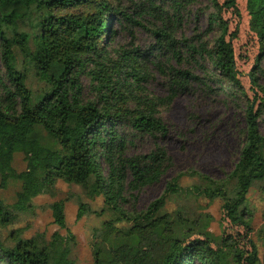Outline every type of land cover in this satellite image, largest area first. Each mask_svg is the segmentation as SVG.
<instances>
[{
    "label": "trees",
    "instance_id": "1",
    "mask_svg": "<svg viewBox=\"0 0 264 264\" xmlns=\"http://www.w3.org/2000/svg\"><path fill=\"white\" fill-rule=\"evenodd\" d=\"M133 4L131 11L122 0H0L5 69L0 77V186L14 188L13 202L0 197V228L16 223L35 197L55 194L63 180L79 185L88 198H104L100 211L81 200L77 214L105 216L93 228V264H260L250 234L251 212L238 213L236 206L226 208L220 246L197 237L177 244L158 263L154 257L164 233L167 194L184 178L200 208L217 189L243 180L238 206L254 189L264 219V156L258 153L264 145V0H245L248 28L258 45L245 75L236 46L239 0ZM25 22L29 29L20 25ZM140 27L151 37L145 46L135 43ZM120 32L133 46H111ZM31 71L44 82L37 91L28 83ZM156 74L165 95L147 88ZM83 76L93 97L85 94ZM180 95L223 97L234 107L239 118L229 122L239 142L238 159L221 177L193 167L177 172L165 181L161 195L137 210L132 199L175 166L163 143L170 130L162 110ZM197 119L194 127L201 125ZM216 126L205 130L212 133ZM139 138L150 139V149L129 153ZM51 207L54 222L66 232L23 238L13 231V244L0 237V264H75L77 237L67 226L66 200ZM192 225L206 234L209 220ZM260 238L264 247V230Z\"/></svg>",
    "mask_w": 264,
    "mask_h": 264
},
{
    "label": "rangeland",
    "instance_id": "2",
    "mask_svg": "<svg viewBox=\"0 0 264 264\" xmlns=\"http://www.w3.org/2000/svg\"><path fill=\"white\" fill-rule=\"evenodd\" d=\"M140 2L141 0H136ZM122 3L132 11L134 9L133 0H122ZM242 9V17L236 22L239 25V38L237 40L238 67L242 74H247L254 64L257 53V43L248 28V16L245 11V0H239ZM235 24V22H233ZM22 28L29 29L30 26L20 24ZM150 34L142 27L137 29V45L145 46L150 41ZM131 39L125 33H118L111 46L130 47ZM21 47L20 43H16ZM131 46H133L131 44ZM4 65L2 49L0 43V77L4 76ZM244 79H246L244 77ZM85 84V94L93 97L86 76L82 78ZM29 86L37 91L44 86V82L39 80L31 71L28 79ZM147 88L156 95H165L166 87L163 79L158 74L148 83ZM162 116L169 127L170 133L163 143L175 158V166L158 183L146 186L139 193L137 198L132 199L131 205L137 210L145 208L151 201L157 198L164 190L165 181L181 170L196 168L214 177H221L229 172L238 159V138L233 129L230 119L238 121V115L233 106H228L223 97H194L190 95H180L167 108H163ZM198 118L201 125L194 127V119ZM197 119V120H198ZM230 123V124H229ZM209 124L217 125L214 132L206 131ZM263 129V128H262ZM148 138L135 140V145L130 146L129 153L147 151L151 147ZM258 153L264 156V145L260 146ZM17 162L24 166L22 157H17ZM189 178H184L181 186L167 194L166 210L167 216L162 220L161 226L164 233L161 238L160 248L154 257V262L158 263L168 250L177 244L190 241L197 237H204L210 240L213 246H220L227 230L223 228L222 219L230 207L236 206L240 213L243 209L251 212L252 232L251 238L254 240L261 263L264 264V247L260 235L264 230V219L262 216V200L259 193L251 189L247 193L245 200L237 204V200L243 190V180L233 179L225 188L217 189L218 194L211 193L212 198L202 199L205 207H197L190 197L187 185ZM12 187L3 188L0 186V197L13 202ZM59 199L66 200V221L67 226L77 237V247L75 250V264H93L92 256V235L93 228L99 226L105 216L89 211L78 218L80 201L87 202L93 210L100 211L104 205V198L99 196L95 199L88 198L79 185H72L63 180L56 184L55 194L44 193L35 197L31 207L21 211L16 223L5 228H0V237L7 244H13L12 232L23 238H29L37 233H44L50 237L54 231L60 228L54 222L52 213V203ZM209 220L207 233L202 234L199 227L192 225L193 221Z\"/></svg>",
    "mask_w": 264,
    "mask_h": 264
}]
</instances>
